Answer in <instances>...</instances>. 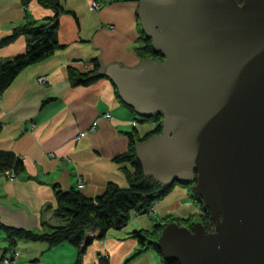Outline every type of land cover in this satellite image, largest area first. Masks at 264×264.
Here are the masks:
<instances>
[{
    "label": "water",
    "instance_id": "95a60500",
    "mask_svg": "<svg viewBox=\"0 0 264 264\" xmlns=\"http://www.w3.org/2000/svg\"><path fill=\"white\" fill-rule=\"evenodd\" d=\"M162 57L101 72L162 130L137 141L145 175L193 184L215 222H167L157 239L180 264H264V0H139Z\"/></svg>",
    "mask_w": 264,
    "mask_h": 264
},
{
    "label": "crops",
    "instance_id": "0c3cea01",
    "mask_svg": "<svg viewBox=\"0 0 264 264\" xmlns=\"http://www.w3.org/2000/svg\"><path fill=\"white\" fill-rule=\"evenodd\" d=\"M62 2L70 11L59 16L58 39L65 47L25 67L0 93V151L14 152L25 164V173L12 179L0 171V264L3 257H16L14 264H73L77 249L69 241L48 245L19 238L9 246L2 224L39 232L64 224L54 213L55 184L63 190L78 188L87 197L102 194L108 182L127 188L124 168L132 167L114 157L128 150L127 132L134 126L141 135L153 129L123 103L108 77L76 86L68 78L69 66L87 70L95 59L103 68L110 63L134 66L139 62L135 51L141 44L139 0ZM53 15L51 8L37 0L27 6L21 0H0V38L29 19L44 23ZM26 45L27 37L21 35L0 46V64L23 53ZM42 76L45 80L39 82ZM95 121L96 128L91 130ZM195 196L191 188L176 184L156 203L151 215L156 218L149 229L167 215L181 219L201 215ZM132 230L109 229L88 245L81 264H99L100 255L108 257L109 264H121L146 253L162 262L161 253L152 246L135 254L140 245L130 235Z\"/></svg>",
    "mask_w": 264,
    "mask_h": 264
},
{
    "label": "trees",
    "instance_id": "16d2710c",
    "mask_svg": "<svg viewBox=\"0 0 264 264\" xmlns=\"http://www.w3.org/2000/svg\"><path fill=\"white\" fill-rule=\"evenodd\" d=\"M21 1L27 6L31 0ZM37 1L42 6L51 8L54 11V15L44 23H37L29 19L25 23L14 27L9 35L0 38V46H4L21 35L27 37L25 51L0 64V93L10 85L25 67L43 60L52 55L57 49L65 47L58 39L59 16L70 11L65 9L62 0ZM238 1L242 2L243 0ZM138 29L141 44L135 47V51L141 59L162 57L154 51L152 41L142 31L139 19ZM101 69L102 64L98 59L93 60L91 67L87 70H79L69 66L68 78L73 86L88 85L102 77H106L101 72ZM115 92L118 95L116 87ZM130 109L134 111L132 107ZM139 120H154L156 124L152 130L142 135L134 126L127 132L129 137L128 150L114 157L116 162H126L132 167V170L124 168L129 184L127 188H122L114 182H108L102 194L95 197H87L78 188L72 187L68 190H63L58 184H55L54 192L57 207L54 213L57 217L65 220V223L44 232L2 224L8 239V245H14L19 238L41 240L48 245L69 241L77 249L76 260L73 264H81L83 253L94 239L104 237L111 228H122L131 219L132 213L143 214L148 212L157 201L165 198L176 184H180V182L176 181L171 184L163 183L151 175L144 174L142 165L135 153V144L137 141L161 132L162 115L154 114L151 117H139ZM9 169L14 171L15 177L22 176L25 173L24 161L12 151H0V171L4 173ZM186 185L191 188V183ZM195 197L200 202L201 215L208 217V223L212 224L210 212L204 205L202 198L198 195ZM192 218L193 216L187 219L168 218L164 222H155L151 229H133L130 235L135 237L140 245L135 254L152 246L161 253L163 264H180L176 258L163 256L161 249L157 245V239L163 226L170 220H176L192 227ZM208 223L206 224L207 227L209 226ZM99 264H109L108 257L100 255Z\"/></svg>",
    "mask_w": 264,
    "mask_h": 264
},
{
    "label": "rangeland",
    "instance_id": "374dc122",
    "mask_svg": "<svg viewBox=\"0 0 264 264\" xmlns=\"http://www.w3.org/2000/svg\"><path fill=\"white\" fill-rule=\"evenodd\" d=\"M141 122L145 123L149 127L153 126V128L155 127V124H156V122L154 120H143ZM181 185L187 186L186 184H181ZM156 203L146 213H143V214L132 213L131 219L123 227L126 228V229H131V230L135 229V228H150L152 226L151 222H153V220L156 218L154 216H151V215H153L156 212ZM168 218L169 219L170 218L174 219L175 216L167 215V216L161 218V220L164 222ZM210 218H211V216H210ZM192 219L193 220H195V219L201 220L204 223L205 226H206V224L208 223V220H209L208 217H204V216L199 215V214H198V216L197 215L193 216ZM193 220H192V222H193ZM159 221L160 220H158L157 222H159ZM189 223H190V221H189ZM126 259L121 264H162L161 259H157L156 255H154L153 253H146L145 255H138V256H134L133 258L129 257L128 260H126Z\"/></svg>",
    "mask_w": 264,
    "mask_h": 264
},
{
    "label": "built area",
    "instance_id": "2783aa9c",
    "mask_svg": "<svg viewBox=\"0 0 264 264\" xmlns=\"http://www.w3.org/2000/svg\"><path fill=\"white\" fill-rule=\"evenodd\" d=\"M93 6L96 7L97 6V2H93ZM45 80V77L42 76V77H39L38 81L41 82V81H44ZM106 116H109V114H106ZM96 124L97 122H93L92 126H91V130H95L96 128ZM5 176L12 179V178H15V174H14V171L12 169H9V170H6L4 172ZM84 186V183L83 182H80L78 187L79 188H82ZM211 223L212 224H209V226L207 227V229L209 231L211 230H214L215 229V222L211 219ZM3 262L4 264H14L16 262V257H3Z\"/></svg>",
    "mask_w": 264,
    "mask_h": 264
},
{
    "label": "flooded vegetation",
    "instance_id": "af4514ba",
    "mask_svg": "<svg viewBox=\"0 0 264 264\" xmlns=\"http://www.w3.org/2000/svg\"><path fill=\"white\" fill-rule=\"evenodd\" d=\"M193 184H191V186H192ZM193 224H194V221H193ZM193 227V226H192Z\"/></svg>",
    "mask_w": 264,
    "mask_h": 264
}]
</instances>
